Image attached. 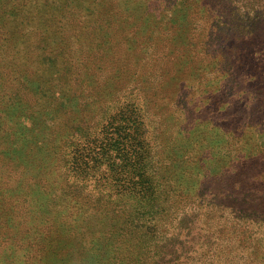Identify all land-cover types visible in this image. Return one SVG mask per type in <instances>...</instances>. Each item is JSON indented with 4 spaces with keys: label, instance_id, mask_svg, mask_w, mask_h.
Returning a JSON list of instances; mask_svg holds the SVG:
<instances>
[{
    "label": "rangeland",
    "instance_id": "374dc122",
    "mask_svg": "<svg viewBox=\"0 0 264 264\" xmlns=\"http://www.w3.org/2000/svg\"><path fill=\"white\" fill-rule=\"evenodd\" d=\"M262 152L264 0H0V264L248 256Z\"/></svg>",
    "mask_w": 264,
    "mask_h": 264
},
{
    "label": "trees",
    "instance_id": "16d2710c",
    "mask_svg": "<svg viewBox=\"0 0 264 264\" xmlns=\"http://www.w3.org/2000/svg\"><path fill=\"white\" fill-rule=\"evenodd\" d=\"M206 76H207V74L205 72H203L202 77H206ZM209 83H210V81H209ZM208 85L212 86L211 84H208ZM190 156H191V154H190ZM262 157H264V152H262L259 156V158H262ZM249 159L250 158L247 157L245 160L246 165L248 164V166L253 161V159L252 160H249ZM192 162H195V161H192ZM168 173L169 174L167 176H168V180L170 181L171 185L172 184H174V185L178 184L177 186H172V188L178 187L177 189H175V190L181 192V194L177 195V197L181 198V199H179L178 202H182V198H185V199L187 198L189 191H190L189 190L190 187L189 186L184 187L186 181L182 183L181 180L184 178V176L186 178L189 176V174H190L189 170L183 169L182 173L180 172L179 175H177V173L175 174L174 172H168ZM253 174H254L253 176H251V175L245 176L244 179L239 182V184H242L243 186H248L249 188H254L255 191H257L258 195H260L258 197L260 199L259 202H260V204H262V206L260 204H258L261 206V212L259 215L256 213L257 209L253 208L252 209L253 215H251V216L255 217L256 219L255 218H246V220L243 222L252 223L253 225H257V226L261 225L262 229H264V179L260 178V174H262V172H257V173H253ZM175 200H177V199H175ZM181 204H184V203H181ZM171 205H173V204L165 205V207L163 209L164 212H167V214H166L167 218H171V214H173L177 209L175 206H178L177 202H176V204H174L175 206H171ZM168 206H171L172 208L168 207ZM248 215H250V214H248ZM248 215H246V216H248ZM238 227H241V226H238ZM237 230H238V228L233 229V231H235V232ZM242 231H244V230H242ZM248 241H250L251 248H252V250L250 252H247L248 256L241 251L234 253V250L231 249V250H227V252H223L220 249L219 252H220L221 256L216 257V259L223 260V261L225 260L226 262H230L229 264H264V248H262L264 246V241L261 240V242L259 243L257 240L254 239L253 235H252V238H249ZM259 252H262V254L258 260L260 262H258V261L254 262V260L258 259V256L260 255ZM251 254H253V255L251 256ZM249 258H250V260H249ZM124 259H125V257H124ZM205 263H206V260L202 264H205ZM224 264H228V263H224Z\"/></svg>",
    "mask_w": 264,
    "mask_h": 264
}]
</instances>
